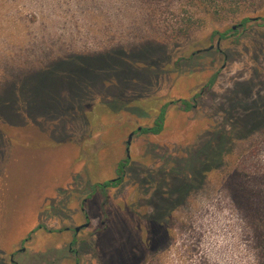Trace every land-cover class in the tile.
Masks as SVG:
<instances>
[{
    "label": "rangeland",
    "instance_id": "obj_1",
    "mask_svg": "<svg viewBox=\"0 0 264 264\" xmlns=\"http://www.w3.org/2000/svg\"><path fill=\"white\" fill-rule=\"evenodd\" d=\"M243 3L217 21L191 0H0V264H124L153 215L169 239L138 264H264V124L186 202L168 188L264 109V0Z\"/></svg>",
    "mask_w": 264,
    "mask_h": 264
},
{
    "label": "trees",
    "instance_id": "obj_2",
    "mask_svg": "<svg viewBox=\"0 0 264 264\" xmlns=\"http://www.w3.org/2000/svg\"><path fill=\"white\" fill-rule=\"evenodd\" d=\"M191 1L194 2L198 11L201 14H203L204 18L211 17L217 21L227 20L231 16H236L238 13L241 12L242 4H244L243 3L244 0H191ZM249 21H250L249 18H245L242 21L241 26H245ZM187 23L192 24V20L189 18ZM229 32L231 31L225 33H217V34H219L221 40H225L228 38L227 35ZM50 70L52 69L45 70L47 72L44 74V76L42 75L41 78L45 80L47 79L49 72L53 74V72H51ZM143 72H145V70L142 71L141 69L140 73ZM181 103L184 106H186V108L188 109L191 108L190 103L188 101L182 100ZM13 105L14 104L11 101V99L0 97V110L2 109L5 110L4 108L7 107L11 108ZM168 106L169 104L165 105L161 109L153 127L142 129L143 133L156 135L163 131ZM239 124L240 121L234 124L236 125L234 127V130H232L231 135L226 137V139L223 138L220 140L221 137L220 135L216 137L215 146H211V147L206 146L208 147V150L205 152L206 153L210 152V153L205 154L201 152L199 154V156L200 155L203 156V161H198L199 164L194 170V173L192 174L193 179H196L195 182H191L188 178H180V182L174 184V186L176 187L174 190L173 188H171L172 185L168 187L170 190V196L172 197L171 202L174 205H179L186 202L187 198L191 195L192 190L196 188L199 183L203 184L210 172H213L214 170H217L224 165L225 163L224 161L226 157L233 153L232 146L234 145V142H236L237 140H242L244 133L246 132L250 133L252 132V130H254V128H257L264 124V109L256 112H251L247 116H245L244 125L246 128H241V127L239 128L238 127ZM128 164H129V159L121 162L118 165L117 173L118 175H121V178H117L106 181L104 183H98L93 185L92 186L93 193H96L99 190L106 191L109 188L119 186V184L123 181V177L128 167ZM240 192H243V190L240 189ZM246 201H247L246 204H249L250 206L249 210L255 212L253 210V203L251 201L250 196L247 197ZM248 216H251V214ZM256 216L254 217V219L256 218V220L254 221V223L252 222L251 229L253 228L254 230H256V234H258V239L261 247L260 252L262 258L264 259V218L260 213ZM163 217L164 216L162 217H156L154 215L150 216L149 221H151L152 224H150V228L147 234L148 235L147 239L143 240L140 237L139 240H137V243L135 245L136 247L134 249L128 248V246L126 247L128 249L124 250L123 253L120 254L124 264H138L144 259L145 255L148 254V252H151L156 247L166 243V241L169 239V232L168 230H166L164 226H162L159 223ZM39 228H42V226H40Z\"/></svg>",
    "mask_w": 264,
    "mask_h": 264
},
{
    "label": "water",
    "instance_id": "obj_3",
    "mask_svg": "<svg viewBox=\"0 0 264 264\" xmlns=\"http://www.w3.org/2000/svg\"><path fill=\"white\" fill-rule=\"evenodd\" d=\"M234 29H236V27H234ZM131 138H132V135L130 136V139H129V141H128V145H130L131 144ZM89 225H85L84 227H88ZM83 228V227H82ZM80 231V228H77L76 229V232H79Z\"/></svg>",
    "mask_w": 264,
    "mask_h": 264
},
{
    "label": "flooded vegetation",
    "instance_id": "obj_4",
    "mask_svg": "<svg viewBox=\"0 0 264 264\" xmlns=\"http://www.w3.org/2000/svg\"><path fill=\"white\" fill-rule=\"evenodd\" d=\"M119 177L118 178H121V175H118Z\"/></svg>",
    "mask_w": 264,
    "mask_h": 264
}]
</instances>
